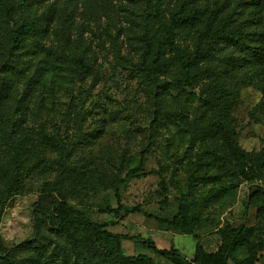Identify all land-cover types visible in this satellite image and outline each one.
I'll use <instances>...</instances> for the list:
<instances>
[{
	"label": "rangeland",
	"instance_id": "374dc122",
	"mask_svg": "<svg viewBox=\"0 0 264 264\" xmlns=\"http://www.w3.org/2000/svg\"><path fill=\"white\" fill-rule=\"evenodd\" d=\"M14 2L11 18L0 13V47L23 20L36 26L25 36L15 71L8 74L9 93L0 107V202L15 170L14 149L4 134L23 147L21 189L0 208L4 245L33 237L34 204L54 182L56 161L65 150L72 152L71 165L105 182L70 203L94 221L107 223L110 231L151 238L158 247L176 248L192 259L198 243L216 250L221 230L243 225L248 244L240 257L254 251L264 264V94L259 87L264 68L252 61L234 67L239 53L220 42L213 65L223 60L231 66L221 74L225 94L207 110L204 100L215 96L208 81L176 88L170 75H160L155 88L137 72L143 49L142 0ZM178 2L165 0V14ZM49 6L55 14L45 19ZM258 27L264 34V11ZM195 34L178 31L174 43L191 50ZM170 72L174 76L177 69ZM227 98L231 107L222 117ZM226 124L235 130L236 154L221 136ZM107 204L121 205L119 214L101 211ZM181 204L197 219L192 233L149 216L170 218ZM134 207L140 211L126 213ZM84 244L88 258L97 261V249L93 254L89 243ZM122 248L126 256L145 254L172 264L129 239L122 240Z\"/></svg>",
	"mask_w": 264,
	"mask_h": 264
},
{
	"label": "trees",
	"instance_id": "16d2710c",
	"mask_svg": "<svg viewBox=\"0 0 264 264\" xmlns=\"http://www.w3.org/2000/svg\"><path fill=\"white\" fill-rule=\"evenodd\" d=\"M138 2L140 0H134ZM141 13L143 33L142 59L136 63V70L144 74L155 88L160 87L159 76L170 75L174 87L193 82L208 81L209 91L215 92L213 101L204 100L206 109L217 103V97L225 94L221 74H228L231 66L223 60L213 65L215 50L220 42L232 44L239 53V61L233 66H241L252 61L253 65L264 68V34L258 24L264 11V0H179L175 8L167 15L163 9L165 0H142ZM1 15L11 18L14 14V0H0ZM54 6L44 12L45 19L54 16ZM140 14V13H139ZM32 21L23 20L12 29L9 37L1 42L0 53V107L9 93L8 74L15 71V60L26 47L25 36L35 28ZM196 30L193 48L186 50L174 43L178 31L192 32ZM169 46H171L169 48ZM177 53V60L173 53ZM175 55V56H176ZM82 66L80 60H77ZM85 68V66L83 65ZM28 66L20 70L23 73ZM177 73L172 76L170 70ZM42 71V70H37ZM209 77L214 80L207 79ZM264 94V84L259 86ZM158 90L154 91L155 96ZM232 99L227 98L220 108V116H224L231 107ZM235 130L226 124L221 129L224 143L232 153L238 152L234 136ZM6 142L14 149L13 160L15 170L13 180L6 187L1 198L0 208L8 199L21 189V143H15L10 133L4 134ZM72 152L61 150L56 161L58 171L49 189L44 192V199L34 204V235L12 247H6L0 237V264H163L156 262L145 254L126 256L122 248V240H132L137 247L150 250L152 253L168 260L172 264H260L254 251L240 257V252L247 248L246 229L227 227L221 230L222 240L216 250H208L198 243L192 259L187 258L176 248H160L151 238L131 236L110 231L107 223H99L91 219L82 209L70 203L83 191L97 190L104 179L94 176L84 168L71 165ZM110 204L101 211L118 215L121 209ZM140 211L139 207L127 208L126 213ZM159 224H167L184 233H192L197 219L188 213L185 205H180L170 218L149 214ZM98 260L88 258L86 244Z\"/></svg>",
	"mask_w": 264,
	"mask_h": 264
},
{
	"label": "built area",
	"instance_id": "2783aa9c",
	"mask_svg": "<svg viewBox=\"0 0 264 264\" xmlns=\"http://www.w3.org/2000/svg\"><path fill=\"white\" fill-rule=\"evenodd\" d=\"M263 187H264V183H263Z\"/></svg>",
	"mask_w": 264,
	"mask_h": 264
}]
</instances>
